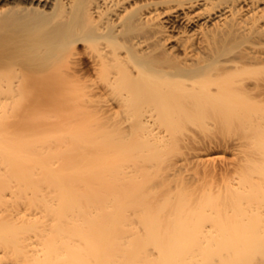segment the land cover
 <instances>
[{
  "label": "bare ground",
  "instance_id": "1",
  "mask_svg": "<svg viewBox=\"0 0 264 264\" xmlns=\"http://www.w3.org/2000/svg\"><path fill=\"white\" fill-rule=\"evenodd\" d=\"M0 264H264V0H0Z\"/></svg>",
  "mask_w": 264,
  "mask_h": 264
},
{
  "label": "rangeland",
  "instance_id": "2",
  "mask_svg": "<svg viewBox=\"0 0 264 264\" xmlns=\"http://www.w3.org/2000/svg\"><path fill=\"white\" fill-rule=\"evenodd\" d=\"M140 1H144V0H140ZM189 133H190V131H189ZM213 153H216V151L213 152ZM222 153H224L223 155L227 156L226 158H228L229 156L232 155V152H231V151H230V152H229V151H228V152H222ZM229 158H230V157H229ZM220 161H221V160H218V162H220ZM193 167H194V168H193ZM195 168L197 169L198 167H197L196 165H193V166L191 165V168L189 167V170H190V169H191V170H190V171H188V169H187V170H184V172H185V171H188V173H187V172H186V174H185L184 172H183V173H184L185 175H187V176L190 175V174H193V173L197 172V170H196ZM192 169H194V170H192ZM195 170H196V171H195ZM198 170H199V169H198ZM192 172H193V173H192ZM189 173H190V174H189Z\"/></svg>",
  "mask_w": 264,
  "mask_h": 264
}]
</instances>
